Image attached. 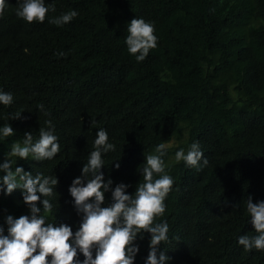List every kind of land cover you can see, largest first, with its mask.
<instances>
[{
	"label": "trees",
	"instance_id": "16d2710c",
	"mask_svg": "<svg viewBox=\"0 0 264 264\" xmlns=\"http://www.w3.org/2000/svg\"><path fill=\"white\" fill-rule=\"evenodd\" d=\"M53 2L56 11L43 23L18 18V0H6L0 16V90L13 95L11 105L0 104V128L15 130L0 137V163L25 132L38 139L52 121L61 146L53 159L11 157L13 170L58 178L48 198L52 212L38 205L47 222L78 230L69 187L103 128L116 150L103 155L101 171L113 188L130 185L129 194L143 182L145 155L166 145V172L175 183L156 218L169 224V241L159 245L165 264H264V251L238 243L240 235H257L248 197L264 201V0H45ZM69 10L78 12L70 23L48 22ZM133 18L154 23L158 37L142 62L125 43ZM173 139L178 143L167 146ZM194 142L208 160L202 170L175 160ZM111 202L106 192L104 206ZM30 214L21 189L0 191L5 234L8 215ZM149 242V233L138 235L134 264H145Z\"/></svg>",
	"mask_w": 264,
	"mask_h": 264
},
{
	"label": "clouds",
	"instance_id": "9594fccd",
	"mask_svg": "<svg viewBox=\"0 0 264 264\" xmlns=\"http://www.w3.org/2000/svg\"><path fill=\"white\" fill-rule=\"evenodd\" d=\"M6 7V0H0V16H3ZM50 11H56L55 3L46 5L45 0H18L15 10L16 16L27 23H43ZM77 16L76 10H69L48 22L63 26ZM127 31L125 43L129 54L135 56L137 62L144 61L150 50L158 45L154 23L133 18ZM64 55V52L57 53L60 57ZM12 103L13 95L0 90V104L9 106ZM38 107L43 110L44 105ZM20 114L15 113L10 119H19ZM45 115L49 113L45 112ZM45 123L48 127L39 129L38 139L34 140L31 132H25L23 142L13 143L7 153L8 158L0 163V172L4 173L0 176V191L10 195L14 190L21 189L23 201L31 213L19 218L8 215L7 234L0 226V264H134L139 251L134 242L138 235L143 239L145 232L150 234L145 264H165L169 257L159 251V245L169 241V224L166 220L156 222V218L164 215L165 200L175 183L166 172L163 159L166 145L158 144L153 153L145 155L146 163L140 169L143 182L136 187L134 194H129L126 189L130 185L121 182L113 188V180H105L101 171L103 155L115 151L116 145L109 142L107 131L100 128L96 132L93 150L83 165L82 175L76 177L69 187L76 212L81 216L79 228L73 232L66 223L47 222V216L41 214V207L38 206L42 204L44 213L52 212L54 206L48 198L54 196L58 178L41 173L34 176L20 166L12 168L11 157L44 161L53 159L60 152L59 138L52 121L49 119ZM14 133L9 123L0 128V137L7 138ZM175 160L197 170L208 164L198 142L192 143L187 152L183 148L176 151ZM115 167L118 169L120 164L116 163ZM106 192H111L112 202L104 206ZM246 209L257 235H240L238 243L246 251H264V201L253 203L249 196ZM79 253L83 254V261L78 258Z\"/></svg>",
	"mask_w": 264,
	"mask_h": 264
},
{
	"label": "rangeland",
	"instance_id": "374dc122",
	"mask_svg": "<svg viewBox=\"0 0 264 264\" xmlns=\"http://www.w3.org/2000/svg\"><path fill=\"white\" fill-rule=\"evenodd\" d=\"M250 23H253L254 25L258 24L257 21H253V20ZM177 143H178L177 140L173 139L169 143H167V146L174 147Z\"/></svg>",
	"mask_w": 264,
	"mask_h": 264
}]
</instances>
